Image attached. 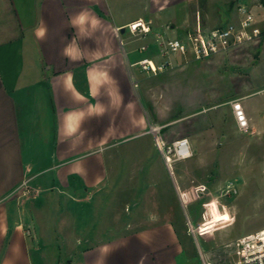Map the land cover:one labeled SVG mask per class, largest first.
Listing matches in <instances>:
<instances>
[{
	"label": "crops",
	"instance_id": "0c3cea01",
	"mask_svg": "<svg viewBox=\"0 0 264 264\" xmlns=\"http://www.w3.org/2000/svg\"><path fill=\"white\" fill-rule=\"evenodd\" d=\"M101 2L0 0V264H36L33 253L42 252L45 246L60 250L64 247L70 253L62 264L181 261V227L174 214L161 207L166 204L165 198H147L145 204L157 206L126 219L116 204L122 202L121 194L126 198L128 186L126 181L116 185L112 178L118 171V152L101 153L102 148L116 143L112 141L116 136L129 131L131 134L124 138L150 132L143 96L134 82V66H139L135 62L148 55L134 57V48L123 44L121 31H126L132 20L148 19L142 12L147 14L150 7L161 11L163 5L150 6L149 0H144L137 17L113 22L98 11ZM258 20V34L263 32L262 47L252 67V82L242 84L236 99L242 101L248 115L247 131L261 143L264 19ZM88 28L97 35H86ZM101 28L109 31L107 42L99 35ZM133 36L129 35V43ZM144 44L149 49L148 43L135 49L143 52ZM155 44L157 50L150 57L158 60L161 55L156 40ZM102 118L108 121L105 130L109 140L101 139L98 131ZM234 124L238 127L235 115ZM110 125L116 129H110ZM186 134L192 146V137L198 135ZM204 140L213 142L214 136L204 134ZM47 168L53 170L49 179L43 175ZM178 174L185 178L182 167ZM109 181L123 190L107 201L115 205L109 207L111 238H89L95 234H90V226L86 232L84 219V233L77 235L78 217L69 221L70 216L63 211L60 215L49 212L53 203L59 209L64 204L77 208L99 204L96 194ZM123 203L127 205L128 201L123 199ZM36 256L44 264L46 260Z\"/></svg>",
	"mask_w": 264,
	"mask_h": 264
},
{
	"label": "rangeland",
	"instance_id": "374dc122",
	"mask_svg": "<svg viewBox=\"0 0 264 264\" xmlns=\"http://www.w3.org/2000/svg\"><path fill=\"white\" fill-rule=\"evenodd\" d=\"M87 2L83 0V4ZM143 2L102 0L98 3V11L110 21H128L141 14ZM149 2L150 6L151 3L163 5L161 11L151 10L150 7L147 14L142 12L148 19H152L154 31L145 36H133L128 25L126 31H121L122 42L128 49L134 48V57L152 56L155 53V32L162 30L166 36L172 37L188 30L214 26L231 15L236 4V0ZM262 2L264 6V0ZM262 6L258 5V11L264 19ZM254 27L256 29V25ZM86 32L89 36L97 35V31L92 32L91 28ZM99 35L108 41V30L101 28ZM129 35L135 37L133 42L129 43ZM262 35L263 32L250 42L206 58L178 55L174 64L158 73L134 66L137 74L134 82L139 85L143 96L149 116V129L157 128L155 132L162 139L165 138L167 144L172 142L170 138L174 136H187L186 133L198 135L191 139L194 154L167 165L152 132L124 138L131 134V131L126 132L112 139L116 143L101 149L102 155L106 151L118 152V171L112 178L116 185L126 181V198L124 193L119 194L123 190L114 187L109 181L96 194L99 204H85L78 208L64 204L59 209L53 203L49 212L60 215L63 211L70 216L69 221L76 216L79 218V226L74 231L77 235L84 233V227L87 232L90 226V234L95 235H86V239L93 237L106 240L112 237L109 235L112 229V221L109 220L112 212L109 207L115 206L107 203L109 198L121 196L122 202L116 206L127 219L130 214H143L146 208L149 211L156 207L155 204H145L146 199L160 196L166 200V204L161 205L165 208L164 212L174 214L175 221L178 220L181 227L182 252L179 264H201L200 250L216 264H229L230 258L234 259L231 255L233 242L239 236L264 227V138L261 143H257L256 136L251 132L239 130L234 124L232 111V101L242 92V84L252 82V67L262 47ZM142 43H148L149 49L143 52L136 50L135 47ZM157 58L163 60L162 56ZM102 119L98 131L101 139L109 140L108 131L105 130L108 121ZM112 128L116 129L110 125ZM204 134L213 135L214 141L204 140ZM180 167L184 170V179L178 174ZM43 175L49 179L53 170L47 168ZM123 199L128 201L127 205ZM190 225L194 232L190 230ZM97 231L100 235H97ZM41 251L33 253L36 264H40L36 255L46 260L44 264H62L70 255L64 247L60 250L45 246Z\"/></svg>",
	"mask_w": 264,
	"mask_h": 264
},
{
	"label": "built area",
	"instance_id": "2783aa9c",
	"mask_svg": "<svg viewBox=\"0 0 264 264\" xmlns=\"http://www.w3.org/2000/svg\"><path fill=\"white\" fill-rule=\"evenodd\" d=\"M235 9L224 21L204 29L188 30L182 35L166 36L162 32H155L159 53L163 60H156L144 56L136 64L150 73H158L174 64L178 55L193 58H206L218 52H225L244 43L252 41L258 34L257 22L259 19L258 5L262 0H236ZM256 25V29L255 26ZM134 34L147 35L153 32L152 20L139 17L128 23ZM142 45L141 50H146ZM232 108L238 127L247 131L250 124L243 103L240 99L232 101ZM150 132L155 137L156 144L164 156L167 165L177 159L192 156L194 150L187 136L179 137L171 143H166L151 127ZM190 225V230H191ZM194 232V229H192ZM229 264H264V227L239 236L233 242ZM201 264H216L208 255L200 250Z\"/></svg>",
	"mask_w": 264,
	"mask_h": 264
}]
</instances>
